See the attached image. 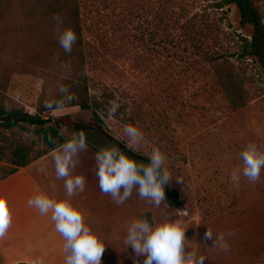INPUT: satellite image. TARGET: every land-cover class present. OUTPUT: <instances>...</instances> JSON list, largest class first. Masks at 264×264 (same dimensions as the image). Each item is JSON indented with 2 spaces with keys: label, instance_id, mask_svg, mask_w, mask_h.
<instances>
[{
  "label": "rangeland",
  "instance_id": "374dc122",
  "mask_svg": "<svg viewBox=\"0 0 264 264\" xmlns=\"http://www.w3.org/2000/svg\"><path fill=\"white\" fill-rule=\"evenodd\" d=\"M220 1L193 0L192 12L202 13L206 9L205 12L223 29L220 35L223 47L235 50L239 35L249 38L250 30L240 27L235 7L216 8L215 4ZM253 2L264 22V0ZM38 20L15 11L7 16L5 23H0V98L5 105L22 106L31 114L37 113L48 72H23L16 67L20 58L6 52L23 43L28 55L41 52L42 58L49 59L36 48L31 53L34 50L32 41L35 44L38 36L46 35L42 27L36 26ZM23 29L29 31L23 32ZM138 44L134 49L126 46V57L124 52L117 53L123 58L109 56L106 70L97 69L90 75L95 86H107L110 106L117 110L131 99L137 101L141 120L136 127L143 132L144 139L139 145L130 147V138L123 133L124 126L129 123L114 117H104L101 129L149 160L152 149L158 148L165 157L160 170L168 173L167 185L178 192L181 204L174 207L168 203L165 185V198L159 206L140 197L138 186L133 187L132 195L123 203H117L111 194L101 192L95 161L99 149L114 146L137 164L146 166L148 163L123 152L96 130L86 132L88 147L78 153L79 163L70 170L72 176H84L85 188L83 192H77L78 196H70V201L85 203L88 207L94 205L101 225L97 238L105 247L103 259L109 264H132V250L125 244L131 224L144 220L155 225L172 219L188 224L185 251L205 256L204 264H264V168L258 182H249L242 175L241 158V152L249 144H255L257 151L264 154V69L251 59L240 64L235 62L236 58L231 59L244 74L246 98L245 105L233 111L209 68L193 62L196 69L191 65L189 72L165 81L166 76L156 58L152 59L154 63L146 62L151 41ZM2 47H5L4 51ZM58 82L52 84L50 79L47 82L49 96L56 93ZM42 116L56 119L66 138L77 132L74 129L77 122L97 127L92 114L78 107L45 111ZM66 127L68 133L64 132ZM5 135L9 140L22 137L37 140L33 134L20 131ZM48 168L51 177L55 170L53 159L48 162ZM234 169L239 170V185L231 180ZM60 180L64 186L65 178ZM54 197L61 200L57 193ZM208 229L213 231V239L204 241L203 235ZM226 230L235 235L229 238V251L224 252L214 248L213 244L217 233ZM140 261L142 264L143 257Z\"/></svg>",
  "mask_w": 264,
  "mask_h": 264
},
{
  "label": "trees",
  "instance_id": "16d2710c",
  "mask_svg": "<svg viewBox=\"0 0 264 264\" xmlns=\"http://www.w3.org/2000/svg\"><path fill=\"white\" fill-rule=\"evenodd\" d=\"M192 3L193 0H0V23H5L7 16L15 11L32 20L40 19L36 26L42 27L46 35L38 36L35 44L32 41L34 50L31 53L36 48V51L49 56V59L42 58L41 52L28 55L23 43L19 48L6 52L20 58L16 63L19 70L48 72V80L35 114L26 112L22 106H7L0 98V181L55 151L59 144L69 139L62 135L61 125L56 119L42 116L45 111L55 110L45 107V103L53 99L63 100L65 107H78L92 114L97 127L77 122L75 131L86 133L96 130L123 152L150 164L149 158L136 154L101 129L104 117H114L136 126L141 120L137 101L131 99L110 114L113 106H110L107 86H95L90 75L97 69L105 71L109 56L126 57V46L134 49L136 43L140 45L145 40L152 43L146 62L154 63L152 59L156 58L166 76L165 81L189 72L191 65L196 69L193 62L200 63L209 68L231 109L235 111L243 107L246 102L244 74L231 59L236 58L235 62L239 64L251 59L264 69V22L261 13L253 0H221L215 4L219 9L235 7L240 27L250 30L249 38L239 35L235 50H230L221 43L223 29L219 23L205 12L206 9L202 13L192 12ZM55 15L60 16L62 24L53 19ZM65 27L72 28L77 35L71 53H65L57 40V33ZM27 30L23 29V32ZM120 52L125 55H119ZM49 79L52 84L59 81L53 96L47 92ZM60 86H67L68 92L61 93ZM68 95L75 98L68 102ZM19 131L33 134L37 140L29 137L9 140L5 135ZM165 189L168 203L179 206L178 192L167 184Z\"/></svg>",
  "mask_w": 264,
  "mask_h": 264
},
{
  "label": "clouds",
  "instance_id": "9594fccd",
  "mask_svg": "<svg viewBox=\"0 0 264 264\" xmlns=\"http://www.w3.org/2000/svg\"><path fill=\"white\" fill-rule=\"evenodd\" d=\"M53 19L62 24L59 15ZM59 46L65 53H71L77 35L70 27L63 28L57 33ZM61 93H67V86H60ZM75 97L68 95L66 100L71 102ZM63 100L53 99L45 103L48 109L60 110L65 107ZM116 107L111 109L114 114ZM68 133V128L64 129ZM123 133L129 137V146L139 145L144 134L136 126L127 124ZM88 147L83 131L70 133V138L59 144L53 152V160L57 179L65 178L64 187L67 195L72 196L83 192L85 178L83 175H70V170L79 163L78 153ZM243 160L242 175L249 182L260 180L261 169L264 168V154L257 151L255 144H249L241 152ZM164 155L158 148H153L150 164H137L133 159L120 152L116 147H103L95 154L96 176L99 188L105 194H111L117 203H123L132 195L134 186H138V195L150 199L159 206L165 198L163 185L167 184L169 175L161 174ZM231 180L239 185V170L231 171ZM123 188V192H121ZM29 206L39 210L42 215L51 211V219L55 221V229L64 238L63 249L70 253L64 258V264H101L105 251L104 245L83 223L82 213L67 200L52 199L44 193H38L28 201ZM11 216L6 199L0 196V237H3L10 225ZM197 225V224H196ZM183 220L165 219L150 225L147 221L138 220L131 224L125 244L132 250V264H204L206 257L197 256L195 252H186V228ZM235 233L231 230L217 233L213 247L221 251H229V238ZM204 241L213 239V231L208 229L203 235Z\"/></svg>",
  "mask_w": 264,
  "mask_h": 264
},
{
  "label": "crops",
  "instance_id": "0c3cea01",
  "mask_svg": "<svg viewBox=\"0 0 264 264\" xmlns=\"http://www.w3.org/2000/svg\"><path fill=\"white\" fill-rule=\"evenodd\" d=\"M53 152L38 159L15 174L0 181V196L6 199L11 222L3 237H0V264H64V238L55 229L51 211L42 215L29 206V199L44 193L55 199L67 200L82 213L83 223L97 237L101 225L93 206L72 203L60 179L49 177L48 162ZM54 177V179H53ZM78 196V193L74 194ZM101 264H109L103 257Z\"/></svg>",
  "mask_w": 264,
  "mask_h": 264
}]
</instances>
